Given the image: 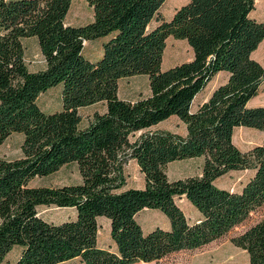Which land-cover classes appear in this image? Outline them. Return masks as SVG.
Instances as JSON below:
<instances>
[{
    "label": "trees",
    "instance_id": "1",
    "mask_svg": "<svg viewBox=\"0 0 264 264\" xmlns=\"http://www.w3.org/2000/svg\"><path fill=\"white\" fill-rule=\"evenodd\" d=\"M71 0H0V144L20 134L19 156L0 158V264L13 249V264H136L200 248L224 236L264 206V136L245 152L232 143L236 128L264 132V106L247 107L264 84V66L251 58L264 39V21L249 17L254 0H187L152 29L164 0H84L85 25L64 20ZM184 41L190 60L160 69L167 38ZM35 38L43 69L31 72L22 39ZM99 38V58L84 57L83 43ZM216 86L195 111L190 105L218 73ZM143 75L148 95L117 97V82ZM59 85L60 108L44 113L39 96ZM104 104L79 128L77 110ZM175 117L180 136L150 128ZM200 159L198 176L168 180L173 161ZM135 163L142 188L124 189L123 166ZM73 164L79 182L30 186ZM231 171H250L238 192L213 182ZM174 198L198 214L189 224ZM39 207L73 210L50 223ZM158 211L168 228L142 232L135 215ZM109 224L114 251L97 246V220ZM247 264H264V213L230 240Z\"/></svg>",
    "mask_w": 264,
    "mask_h": 264
},
{
    "label": "rangeland",
    "instance_id": "2",
    "mask_svg": "<svg viewBox=\"0 0 264 264\" xmlns=\"http://www.w3.org/2000/svg\"><path fill=\"white\" fill-rule=\"evenodd\" d=\"M187 0H164L157 11L155 19L148 24V29L155 27L160 21H168L175 10L184 5ZM249 17L256 22L264 21V0H254L253 9ZM91 10L88 8L84 0H71L68 12L65 16V24L70 26H81L90 22ZM106 38H99L93 41L83 43V55L88 61H96L100 54L101 42ZM24 48V59L27 69L31 72L42 69L40 63L41 57L35 38L22 39ZM192 53L184 41L167 38L165 47L161 57L160 69L166 70L170 67L178 65L182 62L190 60ZM251 58L264 66V39L259 43L256 50L251 54ZM226 74L218 73L207 83L205 88L194 98L190 105V112L195 111L196 107L206 100L210 92L218 85L225 82ZM60 86L56 85L44 93H42L37 105L42 112L48 114L58 111L60 108L59 100ZM148 95L147 78L143 75H136L129 78H122L117 82V97L121 100L135 101ZM264 106V84L260 85L256 96L250 99L247 107ZM104 110V104L97 103L95 105L81 108L77 110L79 116V128H83L93 113H101ZM151 131H169L177 135H185V129L175 117H170L166 121L150 128ZM264 132L256 131L248 128H236L232 133V143L241 152L249 150L251 147L260 144ZM22 136L20 134H12L0 144V158L11 160L19 156V145ZM200 159H187L181 161H173L166 165L165 175L168 180L183 179L187 177L198 176L200 173ZM123 174L125 176L124 189L142 188V175L139 173L134 162L128 160L123 166ZM251 176L250 171H231L216 179L213 184L230 192H238L246 180ZM79 176L75 165L69 164L60 168L54 174L45 178H36L30 182V186H47L58 187L62 185L77 184ZM174 203L182 211L184 217L189 224L198 219V214L183 198H174ZM264 213V206L249 213L247 218L231 228L221 238L210 242L200 248L190 251H179L169 254L157 262L146 264H247V255L244 251L234 247L230 240L260 219ZM37 214L40 218L50 223H61L73 218V210L58 209L55 207H39ZM135 221L141 228L142 232H148L155 227L161 229L168 228V221L158 211L143 209L135 215ZM98 233L96 237L97 246L99 248L114 251L108 236L109 224L104 218L97 220ZM18 256V249L13 248L4 258L1 264H13ZM61 264H82L78 259H73ZM142 264V263H136Z\"/></svg>",
    "mask_w": 264,
    "mask_h": 264
},
{
    "label": "crops",
    "instance_id": "3",
    "mask_svg": "<svg viewBox=\"0 0 264 264\" xmlns=\"http://www.w3.org/2000/svg\"><path fill=\"white\" fill-rule=\"evenodd\" d=\"M40 63L42 64V69H43V67H44V64H43V61H42V59H41V61H40ZM221 73H223V72H221ZM225 74V73H224ZM131 161V160H130ZM133 162V161H132Z\"/></svg>",
    "mask_w": 264,
    "mask_h": 264
}]
</instances>
